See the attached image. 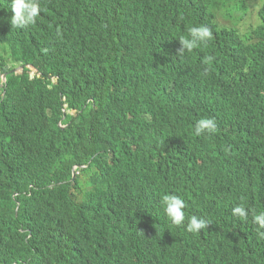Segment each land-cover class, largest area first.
Wrapping results in <instances>:
<instances>
[{"label": "trees", "instance_id": "obj_1", "mask_svg": "<svg viewBox=\"0 0 264 264\" xmlns=\"http://www.w3.org/2000/svg\"><path fill=\"white\" fill-rule=\"evenodd\" d=\"M257 1L241 0L244 12L240 18L222 24L218 15L227 8L229 0H124L122 9L99 12L96 16L94 12L99 7L95 0H66L64 6L75 10V17L85 20L86 25H66L65 29L48 30L40 36L35 30L21 37L18 43L0 37V72L9 70V61H16L38 63L45 74L31 79L29 69L25 68L21 74L8 75L9 82L16 83L19 95L14 107L0 112V264H113L108 258L115 255V250L100 244L109 231H104L105 224L112 220L106 218L113 202L112 193L119 194L112 186L113 181L121 178L122 183L134 188L138 173L128 170L136 165L146 166L141 152H157L163 147L162 142L167 146L164 151L168 157L177 158L187 150L201 151L182 175L186 179L189 171L199 173L188 184L186 197L192 198L193 206L190 213L212 222L201 234H193L201 247L199 264H257L261 260L264 239L257 235L252 217L264 205L249 189L259 162L264 160V0H260L262 8L257 6ZM71 17L67 13L62 19ZM254 17H263V21H254ZM0 21H3L2 12ZM248 23L256 24L254 33L246 34L243 30L242 25ZM198 26H208L213 32L212 39L191 53L181 54L179 37L190 38L189 29ZM161 27L172 29L165 35L170 49L166 54L151 39L153 29ZM63 33L69 39L84 33L95 34L101 42V51H91L98 60L92 61L93 68H100L96 91L91 96H100L111 88L110 93L115 91L117 77L108 68L129 73L134 62L122 60L125 49L131 57H138V61H150V67H145L146 77L157 71L164 88L174 87L173 91L170 94L163 91L153 100L157 105L154 113L145 102H127V85L120 84L117 101L123 106L119 108L111 99L105 112H93L89 97L75 83L80 79L78 72L83 65L50 62L44 55L49 44L58 61L76 52ZM209 57L210 65L205 63ZM51 73L60 76L57 89L68 95L67 101H62L58 93L52 99V90L46 87L52 83ZM249 79L245 84L249 91L245 99L236 101L229 97V82L237 85ZM3 86L0 83V97L7 89ZM11 87L10 83L5 96L9 103L17 96ZM159 88L160 82L156 81L155 91ZM170 95L177 99L180 109L165 111L159 105L160 98L168 99ZM65 103L69 107L64 108ZM3 106L0 100V108ZM242 115L256 121L235 119L233 129L227 132L232 120ZM201 118L215 119L214 135L205 134L204 139L203 135H195V124ZM114 120L120 122L119 132L112 129V123L111 129L98 132L105 123ZM148 122L155 132H163L161 141L152 138L150 130L131 142L120 133H141ZM242 133L246 135L247 145L241 147L238 139ZM101 140L110 141V145ZM203 141L205 149L226 146L239 154L229 168L222 165L228 178H218L215 170L209 168L203 155ZM19 145L25 149L19 162L21 170L5 158ZM89 161L90 167L80 171L88 170L87 184L103 192L81 199L73 190V169ZM149 166L168 168L159 161ZM75 180L76 188L81 191L80 176ZM174 191L169 185L159 193ZM99 198L104 202L102 206L96 205L100 213L85 208L69 217L65 211L68 202L89 207ZM237 205L249 210L247 221L231 214ZM39 213L45 219L37 224ZM207 236L204 242L202 239ZM135 252L125 254L131 258Z\"/></svg>", "mask_w": 264, "mask_h": 264}, {"label": "clouds", "instance_id": "obj_2", "mask_svg": "<svg viewBox=\"0 0 264 264\" xmlns=\"http://www.w3.org/2000/svg\"><path fill=\"white\" fill-rule=\"evenodd\" d=\"M66 0H0V12L3 13V21H0V37L12 42H21V37L25 34H30L32 31L37 30L38 36L48 30H62L66 25L71 27L84 26L85 20L75 17V10H71L64 6ZM251 1V0H246ZM260 8L262 3L257 1ZM96 5L99 7L97 12H94L95 16L99 12L110 11L111 9H122L124 0H95ZM264 10V6H263ZM244 9L241 0H229L227 8L221 11L218 15V21H227V24L231 20L240 18ZM67 13H71L70 20H63V16ZM61 18L62 20H58ZM254 21H263V17H254ZM264 24V23H263ZM243 30L246 34L249 32L254 33L256 30V24H244ZM254 30L251 32V30ZM170 27L154 28L151 34V39H154L159 50L164 54L169 52V48L165 42V35L171 32ZM176 35L179 36L177 31ZM190 38L184 36L179 37L181 43L180 53H191L200 44L207 43L213 37V32L208 26L191 27L189 29ZM63 35L70 43H73V49L75 53H68V58H64L61 61L56 59L55 54L49 49L44 54L46 58L50 59V62H58L66 66H76L81 63L84 68L78 72L79 81L75 82L76 73L74 75V82L78 85L82 93L89 97V102L93 104V112L101 113L107 110V103L112 101L117 104V92L120 88V84L127 85L125 89V95L127 102H145L150 106L155 113L157 105L153 102L157 97L161 95L163 91L170 94L174 87H165L160 75L157 71L154 74L146 77L148 72L145 67H150V61H138V57H131L129 52L125 49L122 52V60L128 61L133 64L129 73L117 68H108L115 72L117 77V87L115 91L110 93L111 89L104 91L100 96L90 95L91 92L96 91L98 72L100 68H93L95 65L92 61H98L95 56H92L91 51H101V42L96 35L89 36L84 33L81 36H74L72 38L67 37V33ZM247 38V37H242ZM138 61V62H137ZM206 64H211V57L206 61ZM25 68L29 69V76L31 79H36L44 76L43 68L38 63H22L16 61H9V70L0 72V83L3 88L12 84L13 92L17 93L16 98H13L12 103L5 98L6 90L2 92L0 97L3 107L1 111L9 110L14 107L18 100L19 90L15 82L8 79V75L11 72L21 74ZM209 68L204 69V74L207 75ZM52 83H49L46 87L52 90V99L57 98V93L61 97L62 101L68 100V95L59 91L57 87L60 85V76L56 74H49ZM121 81V82H120ZM160 82V88L155 91V82ZM251 79L244 81L241 84L231 85L228 83L232 97L234 100L239 101L245 99L248 94V87L245 84L249 83ZM75 83L71 86L73 92ZM119 104V103H118ZM159 105L163 107L165 111H173L174 109H180V104L177 99L170 95L168 99L160 98ZM123 105L119 104V108ZM69 107L68 103H65L64 108ZM63 108V112L66 113V109ZM115 116V115H114ZM246 118L247 121H256L255 118L240 117L234 118L231 125L228 128L229 132L234 127V120ZM112 129L118 131L120 122L117 120L105 123V125L99 129L98 132L104 129ZM61 127H65L62 123ZM152 124L148 122L147 128L141 133H128L120 132L125 135L127 142L139 137L144 132L150 130L151 137L159 141L163 138V132H155ZM119 132V131H118ZM217 132V123L214 118H201L195 124V135L202 136L205 134L214 135ZM231 135H234L231 134ZM238 142L241 147L247 145L246 135L242 133L239 135ZM105 145H110V141H102ZM163 147L155 151H142V161L146 166L136 165L135 169H129L130 172L138 173L137 184L134 188L128 184L121 182V178L117 177L113 181V187L119 192V194L112 193L113 202L109 205L106 218L109 222L105 224L104 231H108V234L102 239V245H108L115 250V255L110 256L113 260V264H132L138 261L139 264H199V253L201 250L200 243L193 234H201L202 231L208 229L211 225V221L198 218L197 214L190 213L193 211L192 198L187 196L189 189V182L193 175L199 174L194 171L187 172V178L183 179L182 175L186 169L194 164V160L201 151L199 150H187L179 154L177 158L168 157L165 153L167 146L162 142ZM234 145V143H232ZM235 146V145H234ZM1 147V145H0ZM203 155L208 160V166L213 171L215 170L218 178H228L222 170V165H226L228 168L233 163L235 157L239 154L232 153L226 146H214L210 148L204 147V141L202 143ZM25 149L23 145H19L5 155L7 161L17 170L23 169L20 167L19 162ZM226 154H229L227 158H224ZM189 156V158H188ZM154 161H159L167 165L168 168L161 166H149ZM260 166L257 168L255 177L249 189L257 194L259 201L264 205V160H261ZM91 161L87 164L76 166L73 169L72 183L73 190L78 193L81 199H90L93 195L103 192L101 189H94L92 185L87 184L90 178L82 179V168L90 167ZM83 170V169H82ZM80 176V182L83 184V189L79 191L76 188V177ZM123 178V177H122ZM173 186L175 191L171 194L164 193L161 195L159 190L165 186ZM156 197V200H153ZM186 197V198H185ZM153 202V205L150 202ZM102 204V199L99 198L91 206L85 207L80 204L70 205L65 208L69 217L82 212L85 208L89 210H96L98 213L101 209L96 207L97 204ZM18 211V207H17ZM234 217H237L240 221H247L249 216V210L243 205H237L232 208ZM44 218L43 213H39L40 223ZM252 223L257 225V235L264 239V207L258 214H253ZM215 230V229H214ZM213 230V231H214ZM210 235V234H209ZM208 235V236H209ZM207 237L203 238L204 242L207 241ZM136 251L135 254L129 258L125 252ZM119 255V256H117ZM261 260L257 264H264V252L259 256ZM40 260V259H39Z\"/></svg>", "mask_w": 264, "mask_h": 264}, {"label": "rangeland", "instance_id": "obj_3", "mask_svg": "<svg viewBox=\"0 0 264 264\" xmlns=\"http://www.w3.org/2000/svg\"><path fill=\"white\" fill-rule=\"evenodd\" d=\"M221 23L222 24H227V21H223V20H221ZM89 174H90V172L87 170V171H84L83 173H82V176H81V178L82 179H86L88 176H89Z\"/></svg>", "mask_w": 264, "mask_h": 264}]
</instances>
